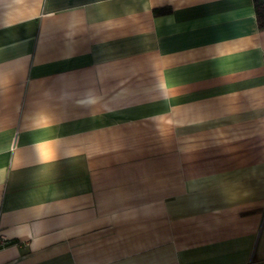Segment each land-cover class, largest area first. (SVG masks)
Wrapping results in <instances>:
<instances>
[{
  "label": "crops",
  "instance_id": "obj_1",
  "mask_svg": "<svg viewBox=\"0 0 264 264\" xmlns=\"http://www.w3.org/2000/svg\"><path fill=\"white\" fill-rule=\"evenodd\" d=\"M0 264H264L253 0H0Z\"/></svg>",
  "mask_w": 264,
  "mask_h": 264
},
{
  "label": "trees",
  "instance_id": "obj_2",
  "mask_svg": "<svg viewBox=\"0 0 264 264\" xmlns=\"http://www.w3.org/2000/svg\"><path fill=\"white\" fill-rule=\"evenodd\" d=\"M256 22L259 29H264V0H253Z\"/></svg>",
  "mask_w": 264,
  "mask_h": 264
},
{
  "label": "built area",
  "instance_id": "obj_3",
  "mask_svg": "<svg viewBox=\"0 0 264 264\" xmlns=\"http://www.w3.org/2000/svg\"><path fill=\"white\" fill-rule=\"evenodd\" d=\"M4 238L2 236H0V246L3 245V242H4Z\"/></svg>",
  "mask_w": 264,
  "mask_h": 264
}]
</instances>
